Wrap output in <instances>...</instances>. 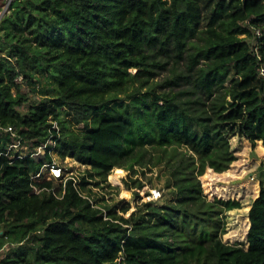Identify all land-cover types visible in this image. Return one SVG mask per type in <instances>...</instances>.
I'll list each match as a JSON object with an SVG mask.
<instances>
[{
  "label": "trees",
  "instance_id": "1",
  "mask_svg": "<svg viewBox=\"0 0 264 264\" xmlns=\"http://www.w3.org/2000/svg\"><path fill=\"white\" fill-rule=\"evenodd\" d=\"M263 68L264 0H0V264H264V187L240 210L244 248L221 238L224 211L240 204L207 200L199 179L230 167L233 136L264 146ZM157 69L179 89L148 85ZM7 127L40 153L4 156ZM52 152L91 170L35 193L30 174ZM163 164L171 202L125 217L128 203L94 197L112 170Z\"/></svg>",
  "mask_w": 264,
  "mask_h": 264
},
{
  "label": "rangeland",
  "instance_id": "2",
  "mask_svg": "<svg viewBox=\"0 0 264 264\" xmlns=\"http://www.w3.org/2000/svg\"><path fill=\"white\" fill-rule=\"evenodd\" d=\"M130 73H135V69H129ZM169 76L167 69L156 70V75L148 85L156 87L157 92H169L176 91L179 87H171L165 84L166 78ZM233 78H230L226 83L227 86L231 84ZM20 80V78H18ZM52 83V80L40 78L41 86H46ZM148 87V86H147ZM147 87L142 88L143 92H146ZM28 91L26 87H24ZM15 93V89H12ZM40 95L36 94L29 99L30 101L37 100ZM120 98L126 99V95H119ZM181 99L186 98L181 96ZM128 107L127 101L123 103ZM121 112L125 111L124 107H119ZM21 112L25 109L21 108ZM133 111L128 107L127 114L132 115ZM63 119L68 122V130L76 133L80 132L83 128V123L75 124L73 114L61 115ZM230 148L235 156V160L231 163L230 167L224 173H214L213 170L205 169L203 175L199 176L203 194L209 201L223 200V201H236L240 204L239 209H233L224 211L222 215V222L224 233L221 238L225 244L236 245L240 244L242 247H246V218L248 213L240 211L244 204L251 203L259 194L260 188L264 187V146L261 141H256L255 144L249 142L245 137L235 135L230 138ZM144 148L152 152L150 145L145 144ZM180 150L185 151V147H180ZM22 151H29L28 146L24 145ZM22 154L15 152V155ZM52 159L59 164L62 168L68 171V174H72L76 177L85 175L87 171L91 170L89 166L83 165L75 161L73 158L62 159L57 153L52 152ZM148 159V156H147ZM123 176L120 177L119 184H114L109 181L108 176L105 183H102L99 187H92L95 195L94 197L99 199L103 197V201H99L102 204L109 206H116L119 208L124 204H129V210L124 214L125 217L129 216L133 211H137L140 207H143L145 202H149V195L152 190H160L162 198L155 202L157 205L166 204L175 199L174 189L167 187L166 182L170 177V173L165 164L149 168L148 166L143 168L136 166L134 171L123 170ZM113 172V170H112ZM111 172V173H112ZM110 173V174H111ZM47 177V173H44ZM138 179L143 186L141 188L135 187L132 180ZM40 180V179H39ZM42 180V179H41ZM55 184H60L59 181H53ZM79 184V180L77 182ZM110 187H108V185ZM221 188V189H220ZM129 190V191H128ZM219 190V191H218ZM127 191L132 194L131 199H127L123 196V192ZM219 192V193H218ZM101 200V199H99ZM1 232V226H0ZM7 246H3L1 252H7ZM5 253L2 254V257Z\"/></svg>",
  "mask_w": 264,
  "mask_h": 264
},
{
  "label": "built area",
  "instance_id": "3",
  "mask_svg": "<svg viewBox=\"0 0 264 264\" xmlns=\"http://www.w3.org/2000/svg\"><path fill=\"white\" fill-rule=\"evenodd\" d=\"M254 34H255V37L259 36L260 30L255 29ZM255 37L253 38V42L255 41ZM263 70L264 68L261 69V74H263ZM51 129H55L56 133L59 134V126L57 125L56 122H53ZM3 130L6 132H9L12 135V137H14L13 142L8 146L6 152L3 153L4 156H9V155L10 156H28V155L36 156L40 153L41 147H38L32 151L29 148H28L29 151H26V152L22 151L23 146L26 144L23 143V141L19 138L18 134L11 127L4 128ZM52 142L53 140L50 137L47 143H52ZM15 152H20L22 154L15 155ZM45 172L47 173V177L44 176ZM69 179L73 180V185H78L77 184L79 180L78 177L72 174H68V171L66 169L62 168L59 164L52 161L51 163L44 164L39 172L30 174V181H31L30 186L33 188L35 193H39L42 189L38 188V186L36 185V182H41L43 180L59 181L64 187L66 181ZM51 191L53 192V189H51ZM161 198H162V194L160 190L154 189L149 195V201L153 203L160 200ZM102 210H103V217L104 219H106V212L104 209ZM122 260H123V257L122 255H120V258L117 260L116 264H120Z\"/></svg>",
  "mask_w": 264,
  "mask_h": 264
},
{
  "label": "bare ground",
  "instance_id": "4",
  "mask_svg": "<svg viewBox=\"0 0 264 264\" xmlns=\"http://www.w3.org/2000/svg\"><path fill=\"white\" fill-rule=\"evenodd\" d=\"M122 176H123V172H121V171H115L112 174H109L108 179H109V181H111L114 184H119L120 183L119 179ZM123 196L125 198H127V199H131L132 198V194L130 192H127V191H124L123 192Z\"/></svg>",
  "mask_w": 264,
  "mask_h": 264
}]
</instances>
